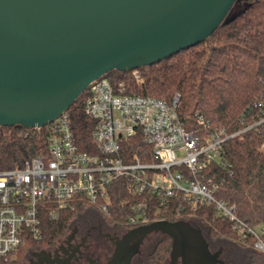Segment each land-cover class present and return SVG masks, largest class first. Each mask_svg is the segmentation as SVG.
<instances>
[{
	"label": "trees",
	"instance_id": "obj_1",
	"mask_svg": "<svg viewBox=\"0 0 264 264\" xmlns=\"http://www.w3.org/2000/svg\"><path fill=\"white\" fill-rule=\"evenodd\" d=\"M108 75L125 82L132 93L166 101L179 95L178 108L186 128L202 138L222 128L234 133L251 126L226 141L222 156L230 166L215 163L208 174L221 185L216 197L235 206L242 221L261 231L259 238L264 243V123H257L264 113V0H237L225 21L201 43L153 65ZM85 97L86 92L69 108V114L80 150L94 154L98 153L93 139L95 121L85 112ZM48 137V125L41 129L0 126V168L19 167L42 155ZM121 182L117 180L111 190L110 216L99 209L97 216L92 215L89 209L94 206L87 203L62 209L55 218L46 215L42 236L28 237L14 255L0 257V264H27L35 250L55 246L75 226L101 221L111 229L130 227L127 221L134 212L129 204L141 197L129 193ZM149 218L150 222L156 218L195 221L215 246L231 241L241 245L247 264H264V250L255 245L258 238L235 228V222L213 204L198 210L152 211ZM172 250L171 237L161 236L143 264H167Z\"/></svg>",
	"mask_w": 264,
	"mask_h": 264
},
{
	"label": "built area",
	"instance_id": "obj_2",
	"mask_svg": "<svg viewBox=\"0 0 264 264\" xmlns=\"http://www.w3.org/2000/svg\"><path fill=\"white\" fill-rule=\"evenodd\" d=\"M84 92L85 112L95 121L98 153L80 150L68 109L46 124L45 153L19 167L0 168V257L14 255L28 237L40 238L44 216L55 218L78 203L110 216L117 180L141 197L129 204L134 212L127 221L131 228L151 223L152 211L198 210L213 204L235 228L254 234L256 247L264 250L261 231L242 221L235 206L216 197L221 185L208 174L215 163L230 166L222 156L226 141L251 126L234 133L222 128L202 138L186 128L179 95L166 101L132 93L125 82L108 74ZM257 123H264V113Z\"/></svg>",
	"mask_w": 264,
	"mask_h": 264
},
{
	"label": "water",
	"instance_id": "obj_3",
	"mask_svg": "<svg viewBox=\"0 0 264 264\" xmlns=\"http://www.w3.org/2000/svg\"><path fill=\"white\" fill-rule=\"evenodd\" d=\"M236 1L0 0V126H45L95 79L153 65L206 40ZM184 222L132 228L113 264H121L133 236L152 230L170 235L188 264Z\"/></svg>",
	"mask_w": 264,
	"mask_h": 264
},
{
	"label": "flooded vegetation",
	"instance_id": "obj_4",
	"mask_svg": "<svg viewBox=\"0 0 264 264\" xmlns=\"http://www.w3.org/2000/svg\"><path fill=\"white\" fill-rule=\"evenodd\" d=\"M184 231L187 236L184 256L188 264H223L220 259L221 248L211 243L203 233V229L191 223L184 222ZM131 227L109 228L98 221L85 226H78L72 238L60 240L51 248H42L36 255L34 264H113L117 245L122 237L130 231ZM155 232L161 236L167 235L160 230H152L133 236L124 246L121 264H143L149 250L161 238H150L149 234ZM177 235L180 234L176 230ZM171 237V236H170ZM171 252L167 264H182L180 246ZM34 252L29 260H32ZM223 262V263H222Z\"/></svg>",
	"mask_w": 264,
	"mask_h": 264
},
{
	"label": "rangeland",
	"instance_id": "obj_5",
	"mask_svg": "<svg viewBox=\"0 0 264 264\" xmlns=\"http://www.w3.org/2000/svg\"><path fill=\"white\" fill-rule=\"evenodd\" d=\"M136 72V76H139V74H140V71H135ZM90 212H91V214L93 215L94 214V216H97L98 214H99V212H98V210H97V208L96 207H90ZM187 222H190V221H187ZM191 223H193V224H195V225H197V226H199L201 229H203V233H204V235L206 236V230H205V228L204 227H202L201 225H199L197 222H195V221H191ZM77 227L78 226H75L71 231H70V233L67 235V236H65L63 239H61V241L62 240H64V239H68L69 238V236L72 234V231L74 232V235L73 236H76L75 235V231H77ZM161 235L160 234H156L155 232H153L149 237L150 238H154V239H157V238H159ZM211 243H215V242H211ZM218 245V247H220L221 248V250H222V252H221V256H220V259L224 262H222L223 264H247L246 263V260L244 259L245 257L243 256L242 257V254H243V252L244 251H242V253L240 252V249H239V247L241 246V245H239V244H236V243H233V242H228L227 244H224V243H219V244H217ZM217 247V246H216ZM235 248V249H234ZM241 248V247H240ZM42 248H40V249H37V250H35L34 251V256H32V260H28L27 261V264H34V262L37 260V257H36V255L37 254H39L42 250H41ZM239 249V250H238ZM178 262V264H179V261H177ZM172 264V263H171Z\"/></svg>",
	"mask_w": 264,
	"mask_h": 264
}]
</instances>
